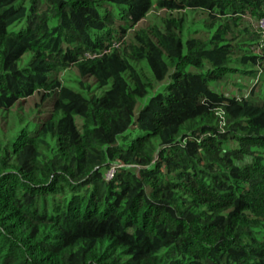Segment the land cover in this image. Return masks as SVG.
<instances>
[{"label": "trees", "instance_id": "trees-1", "mask_svg": "<svg viewBox=\"0 0 264 264\" xmlns=\"http://www.w3.org/2000/svg\"><path fill=\"white\" fill-rule=\"evenodd\" d=\"M260 20L0 0V264H264Z\"/></svg>", "mask_w": 264, "mask_h": 264}, {"label": "built area", "instance_id": "built-area-1", "mask_svg": "<svg viewBox=\"0 0 264 264\" xmlns=\"http://www.w3.org/2000/svg\"><path fill=\"white\" fill-rule=\"evenodd\" d=\"M258 27L260 29V33L262 36H264V20H260L258 23ZM114 171L113 170H109L106 174V180H109L112 178Z\"/></svg>", "mask_w": 264, "mask_h": 264}, {"label": "rangeland", "instance_id": "rangeland-1", "mask_svg": "<svg viewBox=\"0 0 264 264\" xmlns=\"http://www.w3.org/2000/svg\"><path fill=\"white\" fill-rule=\"evenodd\" d=\"M150 14H151V13H150ZM152 15H154V14H152ZM152 15H151V16H152ZM197 19H198V18H197ZM193 26L198 28V24H197V22H194ZM197 28H196V29H197ZM63 75H64V74H63ZM65 76H66V75H65ZM257 78H258V77H257ZM240 80H242V81H241L242 83H243V82H246L245 84H251V85H252L253 81L256 80V78H255V79L252 78L253 81H251V80H247V79H240ZM250 81H251V82H250ZM256 82H257V80L254 81L255 84H256ZM232 83H233V81H231V82L229 83V85L231 86ZM224 88H225V89H224ZM221 89H222V87H221L219 90H221ZM225 90H228L227 86H224V87H223V92H224Z\"/></svg>", "mask_w": 264, "mask_h": 264}]
</instances>
